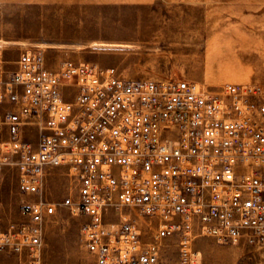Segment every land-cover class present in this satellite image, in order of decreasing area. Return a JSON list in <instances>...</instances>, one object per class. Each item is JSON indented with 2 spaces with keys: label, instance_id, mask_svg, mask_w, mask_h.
Here are the masks:
<instances>
[{
  "label": "built area",
  "instance_id": "built-area-1",
  "mask_svg": "<svg viewBox=\"0 0 264 264\" xmlns=\"http://www.w3.org/2000/svg\"><path fill=\"white\" fill-rule=\"evenodd\" d=\"M0 105V172L17 169L23 218L5 227L0 203V250L29 249L26 264H46L34 254L57 213L45 185L62 166L78 198L61 205L88 218L80 235L97 264H158L159 241L174 236L264 246L263 86L210 93L70 60L53 70L27 48L14 63L0 50ZM123 209L162 218L152 242Z\"/></svg>",
  "mask_w": 264,
  "mask_h": 264
},
{
  "label": "rangeland",
  "instance_id": "rangeland-1",
  "mask_svg": "<svg viewBox=\"0 0 264 264\" xmlns=\"http://www.w3.org/2000/svg\"><path fill=\"white\" fill-rule=\"evenodd\" d=\"M0 39L33 42L1 47L6 60L42 49L53 70L70 60L115 68L125 79L187 80L210 93L229 84L264 87V0H0ZM45 194L57 213L35 256L46 264H97L80 235L88 218L61 205L78 198L68 167L51 171ZM0 203L5 227L22 221L14 167L0 172ZM122 212L138 220L141 244L155 239L162 218ZM31 254L0 250V264H26ZM158 254V264H264V246L198 234L187 245L179 236L162 239Z\"/></svg>",
  "mask_w": 264,
  "mask_h": 264
},
{
  "label": "bare ground",
  "instance_id": "bare-ground-1",
  "mask_svg": "<svg viewBox=\"0 0 264 264\" xmlns=\"http://www.w3.org/2000/svg\"><path fill=\"white\" fill-rule=\"evenodd\" d=\"M30 44H33V42L32 43H29V42H26V41H12V40L0 39V47H5V46H9V45L27 46V45H30Z\"/></svg>",
  "mask_w": 264,
  "mask_h": 264
},
{
  "label": "crops",
  "instance_id": "crops-1",
  "mask_svg": "<svg viewBox=\"0 0 264 264\" xmlns=\"http://www.w3.org/2000/svg\"><path fill=\"white\" fill-rule=\"evenodd\" d=\"M17 59H18V57L14 58V59H12V60H8V61H11V62L14 63ZM46 64H47V63H46ZM9 67L15 68L16 65H15V64H11V65H9Z\"/></svg>",
  "mask_w": 264,
  "mask_h": 264
}]
</instances>
